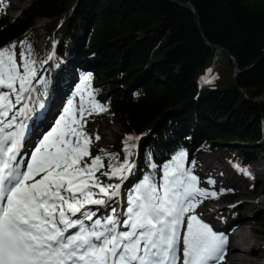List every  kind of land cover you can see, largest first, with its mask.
Listing matches in <instances>:
<instances>
[{"label": "trees", "instance_id": "1", "mask_svg": "<svg viewBox=\"0 0 264 264\" xmlns=\"http://www.w3.org/2000/svg\"><path fill=\"white\" fill-rule=\"evenodd\" d=\"M176 1L195 13L171 0H28L10 19L9 0H0V48L16 44L34 61L35 22L48 21L44 54L54 55L41 68L46 92L35 96V112L48 87L58 106L69 98L87 105L91 93L107 111L88 119H111L121 134L93 154L104 149L123 160L122 137H141L131 157L134 186L149 174L159 180L181 150L191 169L192 151L219 152L240 169L264 155V0ZM230 57L240 70L235 83ZM231 143L244 144L243 153L234 155ZM255 188L264 193V180ZM237 196L221 191L215 198ZM248 221L264 239V209Z\"/></svg>", "mask_w": 264, "mask_h": 264}, {"label": "snow or ice", "instance_id": "2", "mask_svg": "<svg viewBox=\"0 0 264 264\" xmlns=\"http://www.w3.org/2000/svg\"><path fill=\"white\" fill-rule=\"evenodd\" d=\"M16 48H0V264H222L227 238L195 213L202 198L218 193L199 186L185 167V151L164 165L159 182L145 175L127 195V206H115L122 183L103 178H129L139 137H125L123 160L104 149L93 154L88 117L107 108L91 93L87 105L83 98L78 105L69 100L21 155L27 124L20 117L35 111L27 101L38 72ZM89 81L85 75L83 82ZM99 208L106 209L102 217Z\"/></svg>", "mask_w": 264, "mask_h": 264}, {"label": "rangeland", "instance_id": "3", "mask_svg": "<svg viewBox=\"0 0 264 264\" xmlns=\"http://www.w3.org/2000/svg\"><path fill=\"white\" fill-rule=\"evenodd\" d=\"M25 2L20 3L18 0H9V10L7 12L8 16L10 19H14L17 14L19 13V10L24 7L26 5V3L28 2V0H24ZM48 21H46L45 19H40V20H36V24H35V30H36V35L37 38L34 39L32 41V46H33V53H34V61L36 62L34 67L37 69L38 72V76H37V81H34V85H36L35 87L38 88V84H39V92L40 94H42L44 92L43 89V82H42V78L40 77V72H41V68L43 65L46 64V62H48L50 59L49 57H52V54L46 56L44 54V40H43V34H42V29L44 27V25L47 24ZM17 53L21 52L20 46H18L16 48ZM218 52V51H217ZM221 52V51H220ZM219 52V53H220ZM17 59L19 60V56L17 57ZM217 58L214 59V61H216ZM214 66L210 67V69L208 70L207 73V79H209V74L213 71ZM239 75V74H238ZM237 75V76H238ZM234 76V74H233ZM45 84V82H44ZM36 88V90H37ZM78 92V91H77ZM54 99L51 101L50 99L47 101L48 109L50 108V106L52 105V108L55 106L54 104L56 102H58V99L56 96L53 97ZM258 100H263V98H258L256 99V101ZM68 102H65L64 105H62L61 109H59L61 112H58V118L59 116L63 113V109L67 106ZM19 107V106H18ZM51 108V110H52ZM50 112V110H49ZM49 112H47V114L45 115V118L47 117V115L49 114ZM51 114V113H50ZM57 115V113H55L54 117ZM55 119H52L53 125L55 123ZM36 130V129H35ZM87 131L91 134H93V147L98 148V147H105L109 144H113L116 140V138H118L119 136H121V134L119 133L118 130V124L117 122L111 120V119H107L105 121H102L100 123L92 120V119H88V124H87ZM96 135H99L100 140L96 141L94 139V137ZM126 137V136H125ZM125 137L123 138V141L125 139ZM138 144V143H137ZM228 147L232 148L233 150V154L234 155H238L243 153V147H245L244 144H237V143H231L227 145ZM191 154L194 156L195 158V166L192 168L193 174L197 175L196 173V167L198 166V164H200L202 159H205L207 161H213L214 160V164L215 165H220V169H222V174L220 177L216 178L215 181L217 183H219V187H214L213 189H210L211 191H216L217 193L220 192V190L223 191H230V192H235L238 194V196L232 200V201H222L220 199H216V201L211 202L210 197L207 198H202V202L199 203V205L202 207L199 210H196V212H203L206 211V213H209V209L211 210H215L216 208L218 209H222V211L219 213V215H214V219L215 220V224H222L223 222H237V223H244L241 224V227H243V231L246 232L248 234V236H251V241L253 243H255L258 251H257V255H249V257L251 258V261H254L255 264H264V239H259L256 237V234L254 232L250 233L249 229L253 228V225L250 223L252 217H254L258 211L263 210L264 209V193H262L260 191V188H255L256 183L259 181H263L264 180V155L261 153H258L257 155H255L253 157V161L245 168H241L243 170H247L250 173L251 179L248 182V186L247 188H242L240 186L234 185V179L236 177L242 176L244 175L242 173L241 170H239L240 168H233L231 167L227 161L222 157L221 153L219 152H213L212 154H206L202 151H197V152H191ZM136 158H134L132 160V162H134L135 164H137ZM151 168V167H150ZM135 170V169H134ZM105 171V170H104ZM97 175H99V173H97ZM131 176V175H130ZM129 176L128 179H131V177ZM199 180L201 182L200 176ZM107 183H123L121 181L115 180L113 179L112 181H108L106 177L103 178ZM127 179V180H128ZM161 179V178H160ZM157 180L156 182L160 181ZM134 181L131 179L130 180V184L129 185H125V190L122 191V187H121V194H124V191L127 192V194H129V186L131 185L132 188H134ZM124 185V184H123ZM124 197V196H122ZM213 198V197H211ZM220 200V201H219ZM255 202H258L257 205H255ZM243 203H249V204H253V206H243L240 207L239 209L236 210V214H233V217L235 218H229L231 214V211L234 207H238L239 204H243ZM101 214H106V209L104 208H99L98 210V216ZM220 217V218H219ZM240 226L237 228H233L231 226V232L232 233H236L239 232L240 229H242ZM253 231V230H252ZM260 252V253H259ZM257 256V257H256ZM223 264L226 263V261H224L223 258Z\"/></svg>", "mask_w": 264, "mask_h": 264}, {"label": "bare ground", "instance_id": "4", "mask_svg": "<svg viewBox=\"0 0 264 264\" xmlns=\"http://www.w3.org/2000/svg\"><path fill=\"white\" fill-rule=\"evenodd\" d=\"M30 1V0H29ZM220 165H215L214 160L213 161H207L205 159H202L200 164L196 167V173L198 176H200L201 182L200 187L205 188L210 191V189H213L214 187H219V183L215 181L216 178L220 177L222 174V169L219 168ZM209 179H213L215 181L214 185H209L207 182ZM251 176L250 175H242L239 177H236L234 179V185L240 186L242 188H247L248 182L250 181ZM120 203V202H119ZM258 202H255V205H257ZM254 203H243L239 204L238 207H234L231 211V214L233 215L234 212H236L237 209L243 206H253ZM209 213H206V211H203L204 217H207L208 219H214V215H219V213L222 211L219 208L217 209H209ZM220 218V217H219ZM239 224L236 221L231 223H225L221 224L220 227H218L215 232L223 234L227 238V244H226V252L224 255V261H226L225 264H255L254 261H251V258L249 255H257V247L255 243L251 241V236H248L246 232L243 231V227H240L239 232L232 233L231 232V226ZM249 232L252 233V229H249ZM260 253V252H259ZM257 257V256H256ZM223 264V263H222Z\"/></svg>", "mask_w": 264, "mask_h": 264}, {"label": "water", "instance_id": "5", "mask_svg": "<svg viewBox=\"0 0 264 264\" xmlns=\"http://www.w3.org/2000/svg\"><path fill=\"white\" fill-rule=\"evenodd\" d=\"M173 3H175L176 5L178 6H181L183 8H187L189 9L191 12L195 13V10H194V7L192 4L188 3V4H181L179 3L178 1L176 0H171ZM205 40V39H204ZM205 42L209 45V43L205 40ZM216 51L220 52V51H224L223 48L221 47H215ZM232 63H233V67H234V76H233V82L235 83L236 82V77L238 74H240V70L238 69V67L236 66L235 64V61L233 59V57H230Z\"/></svg>", "mask_w": 264, "mask_h": 264}]
</instances>
